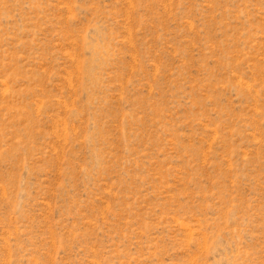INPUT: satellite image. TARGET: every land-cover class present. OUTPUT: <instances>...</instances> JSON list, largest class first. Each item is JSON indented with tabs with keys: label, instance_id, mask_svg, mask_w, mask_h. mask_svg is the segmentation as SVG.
I'll return each instance as SVG.
<instances>
[{
	"label": "rangeland",
	"instance_id": "obj_1",
	"mask_svg": "<svg viewBox=\"0 0 264 264\" xmlns=\"http://www.w3.org/2000/svg\"><path fill=\"white\" fill-rule=\"evenodd\" d=\"M0 264H264V0H0Z\"/></svg>",
	"mask_w": 264,
	"mask_h": 264
}]
</instances>
